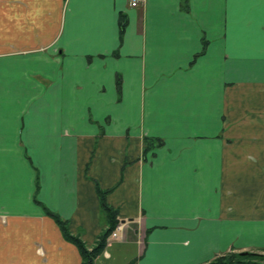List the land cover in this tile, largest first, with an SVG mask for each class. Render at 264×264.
Segmentation results:
<instances>
[{
	"label": "crops",
	"instance_id": "1",
	"mask_svg": "<svg viewBox=\"0 0 264 264\" xmlns=\"http://www.w3.org/2000/svg\"><path fill=\"white\" fill-rule=\"evenodd\" d=\"M98 189L96 264L264 250V0H0V264H82Z\"/></svg>",
	"mask_w": 264,
	"mask_h": 264
},
{
	"label": "trees",
	"instance_id": "2",
	"mask_svg": "<svg viewBox=\"0 0 264 264\" xmlns=\"http://www.w3.org/2000/svg\"><path fill=\"white\" fill-rule=\"evenodd\" d=\"M124 23H122V27ZM163 141L160 139H145L144 154H147L154 147L163 146ZM101 201V208L104 212L108 227L98 238L95 246L89 249L79 236L73 235L70 231L68 222L62 220L58 215L47 211L48 216L53 218L66 239V241L75 245L82 257V264H96L97 258L103 253L107 246L108 239L119 225L118 211L107 203V192L100 189L97 190ZM208 264H264V257L249 253L229 254L223 257H218Z\"/></svg>",
	"mask_w": 264,
	"mask_h": 264
},
{
	"label": "rangeland",
	"instance_id": "3",
	"mask_svg": "<svg viewBox=\"0 0 264 264\" xmlns=\"http://www.w3.org/2000/svg\"><path fill=\"white\" fill-rule=\"evenodd\" d=\"M118 226H119V225H118ZM116 230H117V228H116ZM116 230H115V231H116ZM115 231H114V232H115ZM114 232H113V233H114ZM117 232H118V231H116V233H117ZM111 236H112V235H111ZM111 236H110V238H111ZM117 237H118V236H117ZM110 238H109V239H110ZM109 239H108V240H109ZM107 243H108V242H107ZM95 244H96V243H95ZM94 246H95V245H94ZM94 246H93V247H94ZM87 247H88L89 249H92V248H93V247H89V246H87ZM244 253H249V254H253V255H258V256H260V257H264V250H254V251H252V252L250 251V252H244ZM229 254H238V253H236V252H231V253H227V254H225V255H223V256H226V255H229ZM223 256H220V257H223ZM217 258H218V257H217ZM215 259H216V258H215ZM215 259H214V260H215ZM214 260H212V261H214ZM212 261H210V262H212ZM210 262H208V263H210ZM208 263H206V264H208Z\"/></svg>",
	"mask_w": 264,
	"mask_h": 264
},
{
	"label": "built area",
	"instance_id": "4",
	"mask_svg": "<svg viewBox=\"0 0 264 264\" xmlns=\"http://www.w3.org/2000/svg\"><path fill=\"white\" fill-rule=\"evenodd\" d=\"M140 1H141V0H131V6H132V7H137V6L139 5ZM121 228H122L121 225L118 226L116 231L120 230ZM116 231L112 234L111 238H114V239L117 238V233H116Z\"/></svg>",
	"mask_w": 264,
	"mask_h": 264
}]
</instances>
